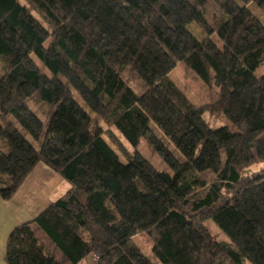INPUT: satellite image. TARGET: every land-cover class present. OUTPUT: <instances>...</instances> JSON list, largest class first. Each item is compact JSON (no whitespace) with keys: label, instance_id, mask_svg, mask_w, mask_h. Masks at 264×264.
<instances>
[{"label":"trees","instance_id":"obj_1","mask_svg":"<svg viewBox=\"0 0 264 264\" xmlns=\"http://www.w3.org/2000/svg\"><path fill=\"white\" fill-rule=\"evenodd\" d=\"M121 1L137 25L108 0H0V197L40 162L71 184L12 230L7 264H264V23L250 7L264 0ZM179 65L211 90L206 105L170 78ZM96 118L164 167L122 160Z\"/></svg>","mask_w":264,"mask_h":264},{"label":"rangeland","instance_id":"obj_2","mask_svg":"<svg viewBox=\"0 0 264 264\" xmlns=\"http://www.w3.org/2000/svg\"><path fill=\"white\" fill-rule=\"evenodd\" d=\"M108 1L113 6L114 9L119 11L131 23L137 25L132 15L125 9L121 0H108ZM250 7L264 23V11L254 6L253 4H250ZM193 29L196 33L200 34L201 30L198 27L194 26ZM1 68H2V62L0 60V70ZM256 74L258 75L264 74V63L256 70ZM170 78L178 85V87H180L185 92L187 97L196 105H202V106L206 105L209 102L211 95L213 94L211 90L202 81H200V79L194 73L187 70L185 67L181 65L177 66L171 72ZM74 96L80 104L86 107V105L84 104V101L77 93H75ZM28 105L39 117H41L44 120L47 118V110H48L47 106H45V104H43L39 100V98H37V96L29 99ZM86 109L89 111V108L86 107ZM93 116L94 118L96 117L94 114ZM204 117L206 121L212 127H219V126L227 124V120L220 114H212L211 112L208 111L204 113ZM98 123L103 128V134H104L105 139L115 148V150L119 153L122 160L124 161L126 160L124 153L122 151L123 148L129 151L130 153H133L135 150H138L143 156H145L157 168L162 169L164 167V164L161 158L152 150V148L148 145L146 140L143 139L138 145V147L134 148L126 141V139L114 127L109 126L105 121L101 119H98ZM162 139L164 138L162 137ZM165 142L166 144H168L166 140ZM169 147L173 149L171 145H169ZM40 163H43V162H40ZM262 167H263L262 163H256L252 165L250 168H248L247 171L248 173H252V172L260 170ZM205 176L210 180L213 178V174H206ZM69 187H71L70 182L58 174L55 178L52 179L48 188L46 187L45 191L48 192L50 196L57 195L56 197H59V195L61 194L64 195L69 189ZM207 225L209 226V228L212 230V232L216 235V237L219 240H228L226 235L212 221H208ZM39 235L42 238V240L45 242V244L49 247V249L59 259L64 261V258L62 254L60 253V251L54 247V245L48 240V238L41 232H39ZM133 240L141 248V250L144 253L150 256L152 255V252H151L152 240L148 236H146V234L144 233L137 234ZM96 263H97L96 257L93 255H90L80 264H96Z\"/></svg>","mask_w":264,"mask_h":264},{"label":"crops","instance_id":"obj_3","mask_svg":"<svg viewBox=\"0 0 264 264\" xmlns=\"http://www.w3.org/2000/svg\"><path fill=\"white\" fill-rule=\"evenodd\" d=\"M57 175L50 167L39 163L12 199L0 197V264H7V241L12 230L34 219L56 198L61 197L62 194L59 197L50 196L45 191Z\"/></svg>","mask_w":264,"mask_h":264},{"label":"built area","instance_id":"obj_4","mask_svg":"<svg viewBox=\"0 0 264 264\" xmlns=\"http://www.w3.org/2000/svg\"><path fill=\"white\" fill-rule=\"evenodd\" d=\"M96 259H97V257H96Z\"/></svg>","mask_w":264,"mask_h":264}]
</instances>
